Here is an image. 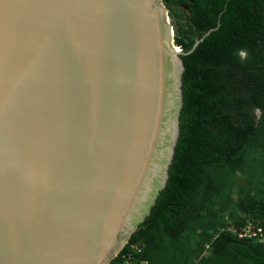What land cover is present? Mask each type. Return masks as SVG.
<instances>
[{
    "label": "water",
    "instance_id": "water-1",
    "mask_svg": "<svg viewBox=\"0 0 264 264\" xmlns=\"http://www.w3.org/2000/svg\"><path fill=\"white\" fill-rule=\"evenodd\" d=\"M183 51L163 0H0V264H109L166 186Z\"/></svg>",
    "mask_w": 264,
    "mask_h": 264
},
{
    "label": "trees",
    "instance_id": "trees-1",
    "mask_svg": "<svg viewBox=\"0 0 264 264\" xmlns=\"http://www.w3.org/2000/svg\"><path fill=\"white\" fill-rule=\"evenodd\" d=\"M163 1L183 51L211 30L181 55L166 186L109 264H264V0Z\"/></svg>",
    "mask_w": 264,
    "mask_h": 264
},
{
    "label": "built area",
    "instance_id": "built-area-1",
    "mask_svg": "<svg viewBox=\"0 0 264 264\" xmlns=\"http://www.w3.org/2000/svg\"><path fill=\"white\" fill-rule=\"evenodd\" d=\"M247 233V230H245L242 234H246ZM135 248V247H134ZM137 249V248H136ZM124 264H130L129 263V261L128 260H126L125 262H124Z\"/></svg>",
    "mask_w": 264,
    "mask_h": 264
},
{
    "label": "rangeland",
    "instance_id": "rangeland-1",
    "mask_svg": "<svg viewBox=\"0 0 264 264\" xmlns=\"http://www.w3.org/2000/svg\"><path fill=\"white\" fill-rule=\"evenodd\" d=\"M169 20H170V22H172V18L169 16Z\"/></svg>",
    "mask_w": 264,
    "mask_h": 264
}]
</instances>
